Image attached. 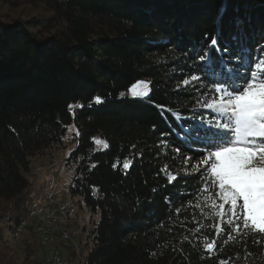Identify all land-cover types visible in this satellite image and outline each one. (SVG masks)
I'll use <instances>...</instances> for the list:
<instances>
[{"label": "trees", "instance_id": "obj_1", "mask_svg": "<svg viewBox=\"0 0 264 264\" xmlns=\"http://www.w3.org/2000/svg\"><path fill=\"white\" fill-rule=\"evenodd\" d=\"M37 1L51 15L0 13V222L21 224L32 160L75 125L71 193L98 216L81 264H264V230L193 169L233 143L209 104L264 83V0Z\"/></svg>", "mask_w": 264, "mask_h": 264}, {"label": "rangeland", "instance_id": "obj_2", "mask_svg": "<svg viewBox=\"0 0 264 264\" xmlns=\"http://www.w3.org/2000/svg\"><path fill=\"white\" fill-rule=\"evenodd\" d=\"M0 13L9 20L48 17L52 12L41 1L21 0L16 6L0 3ZM52 23L57 26L60 20L52 19ZM149 92V81L141 79L123 94L143 98ZM209 106L230 122L225 126L231 131L233 143L197 160L193 169L212 162L228 199L241 200L245 219L264 230V147L256 146L259 141L255 138L264 135V83L252 82L234 96L222 93ZM218 124L221 126V122ZM77 131L70 125L61 146L49 148L32 160L24 220L16 224L7 217L0 222L4 232V236L0 234V264H42L44 259L54 264L58 254L59 264H81L87 247L80 243L79 234L84 238L98 216L71 193L73 171L66 159L75 146ZM96 145L105 148L107 141L98 139ZM65 229L69 238L63 236Z\"/></svg>", "mask_w": 264, "mask_h": 264}, {"label": "built area", "instance_id": "obj_3", "mask_svg": "<svg viewBox=\"0 0 264 264\" xmlns=\"http://www.w3.org/2000/svg\"><path fill=\"white\" fill-rule=\"evenodd\" d=\"M63 236L65 238H69V231L68 230H63ZM53 261H54V264H59L60 263V255H56L54 258H53Z\"/></svg>", "mask_w": 264, "mask_h": 264}]
</instances>
